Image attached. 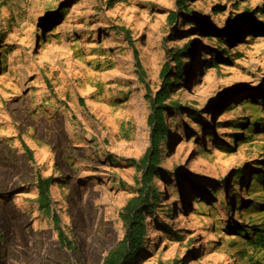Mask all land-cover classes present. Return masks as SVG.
I'll return each mask as SVG.
<instances>
[{
  "label": "rangeland",
  "instance_id": "1",
  "mask_svg": "<svg viewBox=\"0 0 264 264\" xmlns=\"http://www.w3.org/2000/svg\"><path fill=\"white\" fill-rule=\"evenodd\" d=\"M184 6L0 0V264H103L141 189L136 162L164 64L165 174L152 179L158 199L131 264H264V251L235 235L264 231V191L252 178L264 174V0ZM191 41L175 84L169 54ZM38 176L51 178L65 245L37 207Z\"/></svg>",
  "mask_w": 264,
  "mask_h": 264
},
{
  "label": "trees",
  "instance_id": "2",
  "mask_svg": "<svg viewBox=\"0 0 264 264\" xmlns=\"http://www.w3.org/2000/svg\"><path fill=\"white\" fill-rule=\"evenodd\" d=\"M177 9L185 11L184 0H176ZM176 17L173 11H170L167 15V22L169 24L174 23ZM194 41L189 42L183 48L176 52L169 54L172 61L175 63V71L172 76V82L178 83L184 81V69L183 63L180 61L183 54L192 51ZM217 59L227 63L228 59L223 57L219 58V53H215ZM189 58V56H188ZM135 67L141 71L139 60L134 53ZM169 66L164 64L159 72V77L162 80L160 89L155 93L153 98H149L150 113L147 117L146 123L149 128V145L146 148L142 156L137 160L136 164L141 171V189L137 196L131 197L125 203L120 213V219L123 223V235L117 245L108 251L103 264H131L136 258L139 252L143 250L142 239L144 236L143 215L150 214L156 207V201L158 199L156 191L152 187V179L159 178L165 173L160 171L158 164L160 161L159 145L166 140V126L164 123L163 111L166 107L163 105L164 100L167 98L168 88L170 87L168 76ZM140 73V72H139ZM179 108L177 105H172L168 110H176ZM23 150L28 158H32L31 150L23 144ZM132 162V160H130ZM239 171L235 174L236 179H241ZM254 182L258 184L260 190L264 191V174H252ZM50 184L51 178H42L38 176L35 181L36 190V204L39 211L50 215L54 229L57 232V237L61 245L67 244L63 233L59 229V218L52 211V200L50 196ZM264 201V196H263ZM259 208H264V204H259ZM256 209V208H254ZM251 211V210H247ZM256 225H252L251 232L248 234L246 231L241 230L236 232L235 235L245 239L246 243L251 248H256L264 251V231L259 227L253 228ZM244 225L235 224L233 228H243ZM231 229V228H230ZM249 235V236H248ZM245 236V237H244Z\"/></svg>",
  "mask_w": 264,
  "mask_h": 264
},
{
  "label": "bare ground",
  "instance_id": "3",
  "mask_svg": "<svg viewBox=\"0 0 264 264\" xmlns=\"http://www.w3.org/2000/svg\"><path fill=\"white\" fill-rule=\"evenodd\" d=\"M190 216L192 217V214H190ZM191 217H190V218H191Z\"/></svg>",
  "mask_w": 264,
  "mask_h": 264
}]
</instances>
